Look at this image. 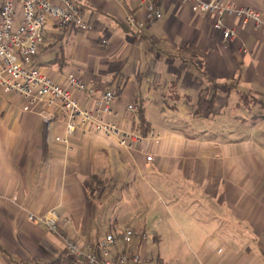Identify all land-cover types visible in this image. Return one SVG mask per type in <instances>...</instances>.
Segmentation results:
<instances>
[{
	"label": "crops",
	"instance_id": "1",
	"mask_svg": "<svg viewBox=\"0 0 264 264\" xmlns=\"http://www.w3.org/2000/svg\"><path fill=\"white\" fill-rule=\"evenodd\" d=\"M75 1L89 28L51 22L35 65L55 81L75 72L91 87L113 89L127 128L138 123L127 106L141 102L159 140L149 132L145 151L128 149L118 136L79 128L67 145L58 106L26 111L21 96L0 88V264H86L28 219L52 208L62 233L96 251L126 226L160 237L175 227L183 247L197 245L200 264H264V142L207 125L235 116L240 92L264 99V33L230 17L236 35L225 41L215 16L181 0H151L162 17L134 31L125 17L145 19L141 0ZM224 1L264 16V0Z\"/></svg>",
	"mask_w": 264,
	"mask_h": 264
},
{
	"label": "built area",
	"instance_id": "2",
	"mask_svg": "<svg viewBox=\"0 0 264 264\" xmlns=\"http://www.w3.org/2000/svg\"><path fill=\"white\" fill-rule=\"evenodd\" d=\"M117 1V0H114ZM193 12H206L215 16L214 28L223 34L224 40L236 35L227 26L228 18L234 17L244 24L252 23L264 33V16L250 6H238L224 0H181ZM146 12L145 19L133 15L125 17L126 26L142 31L148 24L162 17V12L151 0H141ZM51 22L60 26L88 29L82 8L75 0H0V88L5 93L21 96L26 104L24 110H36L41 104L58 106L66 122L63 143L69 144L79 128H88L106 136H118L121 147L128 149L148 148L147 137L135 128H127L117 119L116 93L113 89L100 90L91 87L75 72L55 81L35 65L45 32ZM107 44V39H102ZM88 99H91L88 102ZM132 116L138 107L129 104L126 108ZM150 138L159 140V134L150 132ZM152 161L153 155L147 156ZM18 194L13 195V200ZM29 220H40L47 229L56 234L64 245V253L86 264H145L146 257L140 249L147 235L126 226L118 232H109L97 244L83 246L60 230V215L55 208L39 215L29 213Z\"/></svg>",
	"mask_w": 264,
	"mask_h": 264
},
{
	"label": "rangeland",
	"instance_id": "3",
	"mask_svg": "<svg viewBox=\"0 0 264 264\" xmlns=\"http://www.w3.org/2000/svg\"><path fill=\"white\" fill-rule=\"evenodd\" d=\"M240 101L242 105L240 108H232L235 116H216L214 121L209 122L211 124H207L208 127L213 128L216 135L220 134V130L224 131L221 132L222 135L228 136L230 135L228 132L233 130L236 137L246 135L253 137L255 141L258 139L264 142V99L252 92H240ZM228 111L230 114L231 109ZM239 113L240 117L237 116ZM211 129L208 130L209 133ZM162 231L167 232H163L161 237L153 236V234L147 237L148 259L145 264H200L195 255L197 245L191 246L192 248L182 246L185 236L181 230L167 227ZM173 231L175 232L174 240ZM184 231L189 232V229L184 228ZM157 238L158 241L161 238L159 244Z\"/></svg>",
	"mask_w": 264,
	"mask_h": 264
},
{
	"label": "trees",
	"instance_id": "4",
	"mask_svg": "<svg viewBox=\"0 0 264 264\" xmlns=\"http://www.w3.org/2000/svg\"><path fill=\"white\" fill-rule=\"evenodd\" d=\"M138 111H137V117H138V123L136 125V130L141 135H148V133L151 130V125L148 122L145 114V107L142 105L141 102L137 103Z\"/></svg>",
	"mask_w": 264,
	"mask_h": 264
}]
</instances>
